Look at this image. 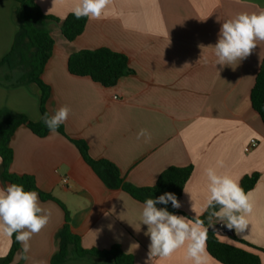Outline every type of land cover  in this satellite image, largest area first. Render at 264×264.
I'll return each mask as SVG.
<instances>
[{
    "label": "crops",
    "instance_id": "1",
    "mask_svg": "<svg viewBox=\"0 0 264 264\" xmlns=\"http://www.w3.org/2000/svg\"><path fill=\"white\" fill-rule=\"evenodd\" d=\"M34 2L42 14L63 20L73 14L77 0ZM15 6L13 0H0V62L17 33ZM261 9L264 0H113L107 17L87 18L83 33L73 42L63 38L57 24L48 25L54 48L41 76L51 92L49 115L67 105L71 112L61 124L65 134L84 141L92 159L112 163L124 182L153 187L166 169L191 167L184 188L192 201L183 189L179 198L182 206L177 209L181 215L196 219L205 212V169L215 166L217 160L224 162L218 171L240 180L258 174L259 180L249 191L254 202L250 225L240 234L232 229L230 235H217L222 243L250 252L254 251L233 238L264 247V124L249 102L264 59V42H258L253 53L238 65L223 67L215 64L214 49L207 46L216 43L223 21L240 12ZM201 44L205 48L201 49ZM100 48L125 55L132 71L111 88L67 71L70 55ZM4 72L1 70L0 78ZM39 105L36 86L0 81V110L22 114L37 123L41 118ZM141 129L150 133V139H137ZM253 139L257 147L245 153V146ZM10 147V173L31 177L40 192L58 202L40 200L50 211L49 223L32 237L27 260L21 258L19 243L12 264H50L58 247L57 234L65 224V211L82 248L102 251L118 245L132 256L133 264H146L150 241L144 234L147 226L141 224L143 204L121 190L106 188L68 139L58 133L39 138L20 127ZM0 187L6 186L0 182ZM212 223L224 225L215 218ZM11 242L12 238L0 236V258L8 254ZM260 258L264 264V255ZM62 264L114 262L107 257L100 262L69 259ZM151 264L189 262L182 248ZM208 264L219 263L209 256Z\"/></svg>",
    "mask_w": 264,
    "mask_h": 264
},
{
    "label": "trees",
    "instance_id": "2",
    "mask_svg": "<svg viewBox=\"0 0 264 264\" xmlns=\"http://www.w3.org/2000/svg\"><path fill=\"white\" fill-rule=\"evenodd\" d=\"M13 1L16 5L14 20L17 25V33L10 51L0 62V72L1 70L5 71L0 81L6 85L36 86L40 93L41 118L39 122L33 123L22 114L0 110V182L5 186L16 183L23 185L25 190H34L38 192L41 201H56L50 194L40 192L31 177L10 173L9 168L13 160L10 141L20 127L27 128L39 138H44L51 133L42 120L44 114L48 113L47 102L51 92L50 88L42 81L41 76L54 48V41L48 31V25L50 23L57 24L63 38L67 42H73L83 33L87 17L77 19L71 14L60 20L42 14L34 0ZM67 71L74 77L89 78L103 88L114 87L121 78L132 74L128 58L107 48L85 50L70 55L67 60ZM249 102L252 110L264 124V59L259 63L254 84L249 93ZM57 133L68 139L77 148L83 162L106 188L121 190L141 204H144L147 198H157L166 192L174 193L179 200L184 186L192 174L191 167H170L159 175L153 187H135L124 182L120 172L112 163L92 159L85 142L70 139L61 125L57 129ZM258 180L259 175L253 174L243 177L240 184L245 192H249ZM158 207H167L170 212L181 215L177 208L172 207L171 202L167 205H158ZM212 210L208 209L199 217L204 221L205 227L209 226L208 216ZM215 210H218V206ZM68 222L69 216L65 211V224L57 234L58 247L50 259V264H62L69 259L100 262L107 257L112 258L114 264H133L132 256L125 254L118 245L102 251L82 248L79 236L71 231ZM11 238V248L5 257L0 258V264H12L15 254L20 250L15 235ZM233 239L254 252L222 243L216 234L208 232L207 252L209 256L219 264H261L260 254L264 255V247L256 248L236 238Z\"/></svg>",
    "mask_w": 264,
    "mask_h": 264
},
{
    "label": "clouds",
    "instance_id": "3",
    "mask_svg": "<svg viewBox=\"0 0 264 264\" xmlns=\"http://www.w3.org/2000/svg\"><path fill=\"white\" fill-rule=\"evenodd\" d=\"M112 4L113 0H77L73 15L77 19L87 17L101 20L107 17ZM258 42H264V9L252 13L240 12L223 21L216 43L207 47L214 49L215 64L223 67L247 59ZM199 47L205 48L203 44ZM70 112L71 109L64 105L52 115L45 113L42 120L52 134H57V129L67 121ZM142 137L150 139V133L141 129L137 139ZM223 166L221 159L217 160L215 166L205 169L207 185L203 210L213 209L208 216L209 226L215 225L212 224L215 218L229 230L234 229L240 234L250 225L249 218L254 211L252 193L245 192L239 177L218 171ZM184 192L190 194L192 201L187 188H184ZM169 202L173 208L182 206L177 196L171 192L144 201L141 224L147 226L144 234L150 241L146 264H151L156 258H170L182 248L185 249V260L189 264H208V227H205L202 219H190L170 212L167 207H158ZM217 206L218 210H215ZM192 210L194 211L193 203ZM50 215V211L42 206L38 192L25 190L23 185L16 183L0 187V236L11 238L15 235L16 242L22 246L21 258H29L27 254L31 248L30 241L48 225ZM134 245L139 247L138 244Z\"/></svg>",
    "mask_w": 264,
    "mask_h": 264
},
{
    "label": "water",
    "instance_id": "4",
    "mask_svg": "<svg viewBox=\"0 0 264 264\" xmlns=\"http://www.w3.org/2000/svg\"><path fill=\"white\" fill-rule=\"evenodd\" d=\"M208 230H209L208 232H212L216 235H230L231 234V230H229L228 228H226L224 225H221V224H215L213 226H208Z\"/></svg>",
    "mask_w": 264,
    "mask_h": 264
},
{
    "label": "built area",
    "instance_id": "5",
    "mask_svg": "<svg viewBox=\"0 0 264 264\" xmlns=\"http://www.w3.org/2000/svg\"><path fill=\"white\" fill-rule=\"evenodd\" d=\"M257 147V141L256 140H250L249 141V143H248V145L247 146H245V148H244V152L245 153H248V152H250L251 150H253V149H255ZM65 182V181H64Z\"/></svg>",
    "mask_w": 264,
    "mask_h": 264
}]
</instances>
